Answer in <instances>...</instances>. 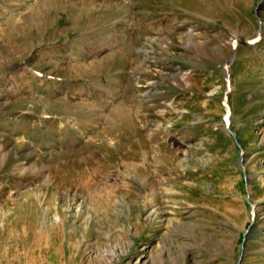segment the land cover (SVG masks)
<instances>
[{"label": "rangeland", "instance_id": "obj_1", "mask_svg": "<svg viewBox=\"0 0 264 264\" xmlns=\"http://www.w3.org/2000/svg\"><path fill=\"white\" fill-rule=\"evenodd\" d=\"M0 264H264V0H0Z\"/></svg>", "mask_w": 264, "mask_h": 264}, {"label": "bare ground", "instance_id": "obj_2", "mask_svg": "<svg viewBox=\"0 0 264 264\" xmlns=\"http://www.w3.org/2000/svg\"><path fill=\"white\" fill-rule=\"evenodd\" d=\"M232 63H231V61H230V63H229V65H231Z\"/></svg>", "mask_w": 264, "mask_h": 264}]
</instances>
